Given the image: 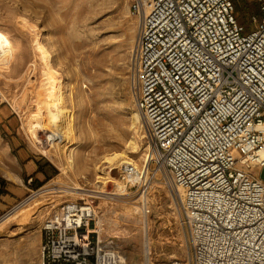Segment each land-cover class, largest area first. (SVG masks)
<instances>
[{"label": "built area", "instance_id": "1", "mask_svg": "<svg viewBox=\"0 0 264 264\" xmlns=\"http://www.w3.org/2000/svg\"><path fill=\"white\" fill-rule=\"evenodd\" d=\"M132 0V87L151 167L188 230V260L129 261L83 200L42 225L38 264H264V0ZM132 185L141 173L121 170ZM142 175V173H141ZM146 191V185H132Z\"/></svg>", "mask_w": 264, "mask_h": 264}, {"label": "rangeland", "instance_id": "2", "mask_svg": "<svg viewBox=\"0 0 264 264\" xmlns=\"http://www.w3.org/2000/svg\"><path fill=\"white\" fill-rule=\"evenodd\" d=\"M257 1L234 0L237 17L248 29L258 15ZM131 2L0 0V33L16 48L6 65L0 63V264H38L44 221L83 200L96 205L104 238L130 232L115 240L129 261L189 259L188 230L164 175L152 167L148 182L139 183L146 185L140 197L142 189L126 184L119 162H107L126 152L143 169L146 151L127 150L135 135L143 151L149 149L144 121L134 122L132 68L139 22L130 14ZM37 44L63 90L64 116L72 118L67 140L48 147L51 158L45 155V132L32 128L39 109L42 119L46 109L56 112ZM258 172L264 180V168ZM67 188L74 190L67 193ZM146 198L142 215L120 219L127 203L145 204Z\"/></svg>", "mask_w": 264, "mask_h": 264}, {"label": "bare ground", "instance_id": "3", "mask_svg": "<svg viewBox=\"0 0 264 264\" xmlns=\"http://www.w3.org/2000/svg\"><path fill=\"white\" fill-rule=\"evenodd\" d=\"M35 48H36V51L38 52L39 56L41 57V60H43L45 63L44 65H45L46 74H47L46 76H47V80H48L49 85H50L49 97L52 99L51 104L55 105L56 112L53 113V112H50L48 109H46L47 110L46 116H45L46 119L44 117L45 123H43L44 119H42L41 117H43L44 114L42 115V108L39 109L38 115H39L40 119L36 122V125L33 126L32 128L34 130V133H37V131H40V133L45 132L44 136H45L46 147L50 148L51 145L56 146L57 141L59 144V143H64L67 140L69 134L72 131V120H71L72 118H70V117L67 118L64 116L67 112V108H66V102H65L64 97H63V90L60 87V85L58 84L57 78L55 77L56 72H54L52 70L51 66L49 65V62H48L49 58L47 57L46 52L44 51V48L40 44H37V46ZM15 53H16V48L14 47V45L11 43V41L5 35L0 33V63H2L3 65H6L10 61L9 58H12ZM141 118H142V121H144L143 117L140 115L139 111L136 109V111L134 113V122L140 123ZM49 148H48V150L45 149L46 150L45 155L48 156L49 158H51L54 154L52 155V152L49 151ZM127 150L131 151V153H135V154H141L142 152L146 151V154H144V158H143L144 163H145V166L143 169L129 155H127L126 152H125V154H122L120 157H118L117 155H112V156L107 157V162L111 163V164H113L112 162H119V164H120L119 167L121 166L120 168H122V169L124 168V166H127L129 164L134 165L137 169H139V172H141L142 175L140 173L138 175V177L136 179H134V181L132 182V185L136 186L139 183L146 184L149 180L148 177L150 176V173L152 170L151 169L152 167L149 163L150 161L148 158L149 149H145L143 151V148L140 145V141L138 140V138L135 135L133 140L130 141V145H128ZM68 164L71 168L75 166V162L71 158L68 159ZM146 168H147V172H146ZM118 188L121 189L122 194L125 193L122 196H126V189L122 186H119ZM66 190H69V193H70V190L73 191L74 189L67 188L64 191L67 192ZM75 192L77 194V191H75ZM145 202H146L145 204L142 203L141 201H137V202L135 201V203H131V204L127 203L123 212H121L119 214L120 219H122L123 221H128V219L134 215H139V216L142 215L141 213H142L143 209L144 208L147 209L148 198H146ZM110 218H112V217L110 216ZM9 219H11V218H9ZM140 220H141L140 222L142 224L144 220L143 219H140ZM6 222H7V220H6ZM102 224H103L102 220H99V227H102ZM128 233L130 234V232L126 231V230L116 231L114 233L113 238L119 239V237L122 236V234L127 235Z\"/></svg>", "mask_w": 264, "mask_h": 264}, {"label": "trees", "instance_id": "4", "mask_svg": "<svg viewBox=\"0 0 264 264\" xmlns=\"http://www.w3.org/2000/svg\"><path fill=\"white\" fill-rule=\"evenodd\" d=\"M234 1V0H233ZM259 14V13H258ZM258 16V15H257ZM238 21H239V19H238ZM239 23L241 24V22L239 21Z\"/></svg>", "mask_w": 264, "mask_h": 264}, {"label": "crops", "instance_id": "5", "mask_svg": "<svg viewBox=\"0 0 264 264\" xmlns=\"http://www.w3.org/2000/svg\"><path fill=\"white\" fill-rule=\"evenodd\" d=\"M250 1H252V0H250ZM242 25H245V24H243V23H241Z\"/></svg>", "mask_w": 264, "mask_h": 264}]
</instances>
